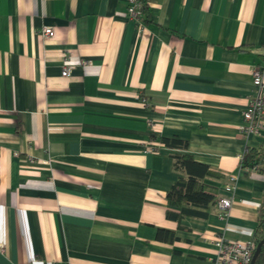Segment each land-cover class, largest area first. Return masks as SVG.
<instances>
[{
	"label": "crops",
	"instance_id": "0c3cea01",
	"mask_svg": "<svg viewBox=\"0 0 264 264\" xmlns=\"http://www.w3.org/2000/svg\"><path fill=\"white\" fill-rule=\"evenodd\" d=\"M145 1L139 33L125 0H0V264H210L219 235L251 238L264 172L237 163L263 139L239 126L264 0ZM182 153L215 197L235 174L224 218L165 216Z\"/></svg>",
	"mask_w": 264,
	"mask_h": 264
},
{
	"label": "trees",
	"instance_id": "16d2710c",
	"mask_svg": "<svg viewBox=\"0 0 264 264\" xmlns=\"http://www.w3.org/2000/svg\"><path fill=\"white\" fill-rule=\"evenodd\" d=\"M147 3L142 0L141 12L146 13ZM261 67V65H259ZM262 68V67H261ZM161 145L167 147L184 148L186 143L177 138H161ZM151 148L155 149L149 141ZM261 165L264 172V139L256 146L246 144L244 151L237 163L240 167H250ZM173 166L177 172V177L170 189L165 194L166 202L169 206L176 208V211L166 210L165 216L174 221H179L181 217L204 218L208 210L215 206L217 197L204 191V177L221 175L210 170L207 165L193 160L191 155L182 153L174 155ZM259 168V167H258ZM257 224L252 231V240L256 244L264 235V204L258 209ZM157 240L171 242L174 240V234L170 230L158 228L156 230ZM254 264H264V243L254 260Z\"/></svg>",
	"mask_w": 264,
	"mask_h": 264
},
{
	"label": "built area",
	"instance_id": "2783aa9c",
	"mask_svg": "<svg viewBox=\"0 0 264 264\" xmlns=\"http://www.w3.org/2000/svg\"><path fill=\"white\" fill-rule=\"evenodd\" d=\"M141 5L142 0H125V15L128 20L134 23L139 33L144 29ZM37 33L42 37H51L53 36V27L43 25ZM68 74L69 66L63 65L61 75L67 76ZM250 75L253 94L247 100L245 108L241 113L242 121L239 126L240 133L246 141H249V137L264 139V78L262 70L259 67H254L250 71ZM148 125H150L149 121ZM253 166L240 167V169L247 173L254 170ZM235 180V174H229L227 176V183L222 187L223 194L219 196L215 204L217 215L222 218L227 215L228 208L233 201V182ZM213 245L215 250L210 264H249L253 250V243L251 241L226 239L219 235L213 240ZM3 249L4 247L0 243V252Z\"/></svg>",
	"mask_w": 264,
	"mask_h": 264
},
{
	"label": "water",
	"instance_id": "95a60500",
	"mask_svg": "<svg viewBox=\"0 0 264 264\" xmlns=\"http://www.w3.org/2000/svg\"><path fill=\"white\" fill-rule=\"evenodd\" d=\"M264 243V235L262 236V238L256 243L255 249L253 251V254L251 256V259L249 261V264H254V260L256 258V256L258 255L262 244Z\"/></svg>",
	"mask_w": 264,
	"mask_h": 264
},
{
	"label": "rangeland",
	"instance_id": "374dc122",
	"mask_svg": "<svg viewBox=\"0 0 264 264\" xmlns=\"http://www.w3.org/2000/svg\"><path fill=\"white\" fill-rule=\"evenodd\" d=\"M240 167V166H239ZM250 167H252V166H250ZM254 167V170H253V172H262L261 170H259L260 168H261V165L259 164V166L258 165H255V166H253ZM259 167V168H258ZM230 174H233V173H230ZM229 175V174H228ZM227 175V176H228ZM227 178V177H226ZM218 199H219V197H217V201H218ZM216 201V202H217ZM216 204V203H215ZM231 205V204H230ZM230 207V206H229ZM229 209V208H228ZM222 236V235H221ZM235 240H239V239H235ZM246 240H249V241H251L252 243H253V250H252V253H251V256H252V254H253V251H254V249H255V246H256V244L253 242V240H252V235H251V238H249V239H246ZM250 259H251V257H250Z\"/></svg>",
	"mask_w": 264,
	"mask_h": 264
},
{
	"label": "flooded vegetation",
	"instance_id": "af4514ba",
	"mask_svg": "<svg viewBox=\"0 0 264 264\" xmlns=\"http://www.w3.org/2000/svg\"><path fill=\"white\" fill-rule=\"evenodd\" d=\"M263 204H264V200H263Z\"/></svg>",
	"mask_w": 264,
	"mask_h": 264
},
{
	"label": "bare ground",
	"instance_id": "6f19581e",
	"mask_svg": "<svg viewBox=\"0 0 264 264\" xmlns=\"http://www.w3.org/2000/svg\"><path fill=\"white\" fill-rule=\"evenodd\" d=\"M52 37V36H51Z\"/></svg>",
	"mask_w": 264,
	"mask_h": 264
}]
</instances>
